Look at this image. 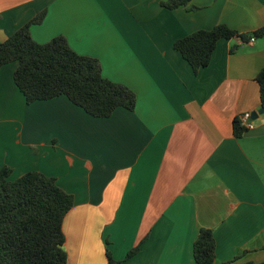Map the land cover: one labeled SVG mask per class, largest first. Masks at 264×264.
Returning <instances> with one entry per match:
<instances>
[{
	"label": "crops",
	"instance_id": "1",
	"mask_svg": "<svg viewBox=\"0 0 264 264\" xmlns=\"http://www.w3.org/2000/svg\"><path fill=\"white\" fill-rule=\"evenodd\" d=\"M41 12L36 42L64 36L137 97L134 111L94 118L65 96L27 104L18 64L0 70V171L10 168V180L41 172L74 196L63 222L68 264H106L107 248L121 264H196L201 228L213 231L216 264L264 263V112L253 116L264 36L221 39L197 73L174 48L220 24L263 29L264 0L175 10L161 0H0V41ZM246 113L253 128L237 138Z\"/></svg>",
	"mask_w": 264,
	"mask_h": 264
},
{
	"label": "trees",
	"instance_id": "2",
	"mask_svg": "<svg viewBox=\"0 0 264 264\" xmlns=\"http://www.w3.org/2000/svg\"><path fill=\"white\" fill-rule=\"evenodd\" d=\"M191 1L161 0V6L175 10ZM45 16L46 12L39 13L9 39L0 41V70L7 64H18L14 81L26 103L65 96L88 115L100 119L111 117L119 108L134 111L136 94L105 78L98 59L75 52L64 36L45 44L33 39L32 26L41 24ZM262 36L264 28L244 34L220 24L178 39L174 48L197 73L210 64L221 39L247 43ZM256 81L264 108V68ZM233 129L237 138L247 131L240 120H235ZM11 173L7 167L0 171V264H68L63 222L74 206V196L65 192L55 177L31 171L10 180ZM145 240L130 250L125 260L137 255ZM216 248L213 231L201 228L193 246L195 263L216 264ZM106 259V264H121L108 248Z\"/></svg>",
	"mask_w": 264,
	"mask_h": 264
},
{
	"label": "built area",
	"instance_id": "3",
	"mask_svg": "<svg viewBox=\"0 0 264 264\" xmlns=\"http://www.w3.org/2000/svg\"><path fill=\"white\" fill-rule=\"evenodd\" d=\"M255 38H251V41L253 42ZM242 126H244L247 130L253 128V123H252V114L251 113H246L243 115L240 119Z\"/></svg>",
	"mask_w": 264,
	"mask_h": 264
},
{
	"label": "water",
	"instance_id": "4",
	"mask_svg": "<svg viewBox=\"0 0 264 264\" xmlns=\"http://www.w3.org/2000/svg\"><path fill=\"white\" fill-rule=\"evenodd\" d=\"M263 112H264V108H262L260 112H255L254 115H253L254 118L257 119V117L259 116V114H261Z\"/></svg>",
	"mask_w": 264,
	"mask_h": 264
}]
</instances>
